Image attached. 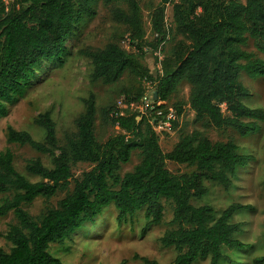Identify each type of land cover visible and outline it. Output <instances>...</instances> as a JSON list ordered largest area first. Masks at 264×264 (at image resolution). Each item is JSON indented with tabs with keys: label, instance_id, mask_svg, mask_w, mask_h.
<instances>
[{
	"label": "trees",
	"instance_id": "16d2710c",
	"mask_svg": "<svg viewBox=\"0 0 264 264\" xmlns=\"http://www.w3.org/2000/svg\"><path fill=\"white\" fill-rule=\"evenodd\" d=\"M98 1L126 4L128 13L114 6L111 16L127 26L132 51L114 42L81 51L92 65L91 81L111 85L128 72L153 84L156 100L166 105L185 84L189 89L186 105L203 131L179 136L172 149L163 152L145 116L116 106L97 109L93 93L81 100L83 112L74 121L75 131L65 133L62 144L49 110L33 119L44 132L43 141L7 126L8 144L49 156L51 167L38 158L27 160L25 172L38 179L32 182L16 171L8 148L0 152V194L6 195L0 199V218L12 213L14 219L3 235L10 248L7 252L0 248V264H63L48 252L49 246L63 243L83 224L94 223L110 204L118 222L144 209V235L150 226L162 223L163 200L170 203L172 217L170 228L158 242L175 251L168 264H196L205 259L208 264H221L228 259L223 249L245 252L250 246L238 239L241 225L231 220L252 210L250 205L233 203L216 215L210 205L195 206L192 201L207 195L204 182L230 189L238 169L252 159L241 154L232 140L213 142L204 132L233 130L246 137L257 132V122L264 121V110L244 104L250 94L239 80L242 73L264 77V60L244 49L251 41L258 53H264V0H158L149 19L151 34L157 35L151 42L145 40L139 0H0V117L7 115L4 103L24 95L43 61L63 64L68 39L84 17L94 16L93 4ZM167 6L168 28L164 23ZM174 36L177 39L169 52L162 51L161 73L152 75L140 59ZM143 92L138 81L120 94L131 103L138 102ZM182 104L173 107L177 120L172 122V131L182 117ZM98 114L121 133L98 142ZM133 151L139 152V162L120 175ZM167 162L192 170L172 173ZM78 163L91 168L74 177L72 167ZM58 193L64 196L56 206H46L38 216L23 208L37 198L48 202ZM135 259L142 264H162L146 257ZM252 263L264 264V255Z\"/></svg>",
	"mask_w": 264,
	"mask_h": 264
},
{
	"label": "rangeland",
	"instance_id": "374dc122",
	"mask_svg": "<svg viewBox=\"0 0 264 264\" xmlns=\"http://www.w3.org/2000/svg\"><path fill=\"white\" fill-rule=\"evenodd\" d=\"M243 1V0H242ZM139 13L145 31V40L151 42L153 36L150 31L149 19L153 8L158 5V0H139ZM117 7L128 13V8L123 2L104 5L101 1L93 4L95 14L91 18L84 17L66 43L67 54L63 64L58 66L54 62L43 61L35 68L31 83L26 88L22 97L16 98L11 103H4L7 111L5 117H0V152L9 149L14 156L16 171L30 181L37 178L28 175L24 170L27 160L40 159L47 168L51 167L50 157L39 154L28 147H21L6 142V127L11 126L18 131L28 132L35 140L43 141L44 132L33 124V119L38 113L49 110L51 119L55 123L56 137L60 144L63 143L65 133L75 131L74 121L83 112L82 99L93 93L96 108L107 106L125 109L127 104L124 96L120 94L123 88H130L136 82L144 86L148 81L137 79L134 74L124 73L117 82L103 85L100 81L92 82L90 74L92 65L86 57L80 54L83 50L102 49L108 43H117L126 51H132L128 45V28L111 16L112 7ZM167 8V7H166ZM170 6L167 9L168 23L170 20ZM170 24V23H169ZM177 38H169L162 46V51L169 52ZM254 52L264 60V53H258L251 41L244 48ZM164 52V54H165ZM156 57L146 54L140 63L146 66L152 75L157 72ZM243 86L249 91V97L243 102L250 108L264 110V77L251 78L241 74L239 78ZM188 86L182 84L167 101L166 107H174L177 102H182V117L174 131L158 135L159 145L163 152H169L177 142L179 136L189 134L193 130L203 129L194 122V113L186 105ZM256 133L240 137L233 130L207 129L204 133L213 142L232 140L239 148V152L251 156L248 164L238 169L232 187L224 190L221 186L204 182L208 193L201 200H194L195 206L208 204L214 208L216 215L233 203L250 205L252 210L242 211L231 220L232 223L241 225L242 233L238 239L250 246L245 252H233L223 249L228 258L221 264H253L252 259L264 255V121L257 122ZM121 131L112 126L110 122L100 119L99 114L95 123V137L98 142L104 143L109 137L120 134ZM138 151H133L128 163L121 166L120 175L129 172L139 162ZM167 169L172 173H188L191 168L184 165L166 163ZM91 168L86 163H78L72 167L74 177H79L84 171ZM6 195L0 194V199ZM64 193H58L46 202L37 198L31 205L23 208L32 216H38L46 206L54 207ZM164 206L163 221L159 225L150 226L142 235L145 227L144 209L127 215L120 222L117 221V212L110 204L105 206L97 216L94 223H85L61 244H51L48 252L63 264H142L135 256L146 257L158 263L168 264L174 256L172 248H163L158 242L162 234L170 228L168 225L172 217L171 205L162 201ZM14 223L12 213L0 218V248L8 251L10 244L3 238L7 226ZM231 262H230V261ZM196 264H208V259L198 260Z\"/></svg>",
	"mask_w": 264,
	"mask_h": 264
},
{
	"label": "built area",
	"instance_id": "2783aa9c",
	"mask_svg": "<svg viewBox=\"0 0 264 264\" xmlns=\"http://www.w3.org/2000/svg\"><path fill=\"white\" fill-rule=\"evenodd\" d=\"M167 8L165 9L164 23L165 27L168 28L169 23L167 19ZM170 10V9H169ZM153 37H156V34H152ZM164 43H161L158 48L153 52V55L156 57V68L157 72L161 73V62L163 60L162 46ZM144 92L140 97L138 102L127 103L124 108L129 109L131 112L137 113L140 116H145L148 120V123L151 125L152 130L157 135H162L165 133H170L172 131L171 126L172 122L177 120L176 113L173 107H166V104L161 101L153 99V92H155L153 84L147 82L143 86ZM164 107V108H161ZM120 110L121 108L118 107Z\"/></svg>",
	"mask_w": 264,
	"mask_h": 264
},
{
	"label": "water",
	"instance_id": "95a60500",
	"mask_svg": "<svg viewBox=\"0 0 264 264\" xmlns=\"http://www.w3.org/2000/svg\"><path fill=\"white\" fill-rule=\"evenodd\" d=\"M156 96H157V93L155 91V92H153V99H156Z\"/></svg>",
	"mask_w": 264,
	"mask_h": 264
}]
</instances>
